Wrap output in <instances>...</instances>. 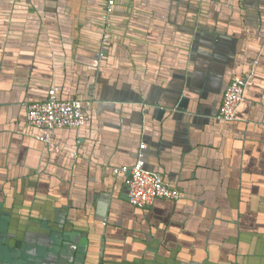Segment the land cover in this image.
<instances>
[{
	"label": "crops",
	"instance_id": "0c3cea01",
	"mask_svg": "<svg viewBox=\"0 0 264 264\" xmlns=\"http://www.w3.org/2000/svg\"><path fill=\"white\" fill-rule=\"evenodd\" d=\"M109 1L0 0L9 232L36 248L76 231L87 264H264V0H116L106 23ZM254 68L238 119L221 120L232 78ZM55 85L92 105L47 148L27 106ZM142 143L177 202L128 200L113 168L133 166Z\"/></svg>",
	"mask_w": 264,
	"mask_h": 264
},
{
	"label": "built area",
	"instance_id": "2783aa9c",
	"mask_svg": "<svg viewBox=\"0 0 264 264\" xmlns=\"http://www.w3.org/2000/svg\"><path fill=\"white\" fill-rule=\"evenodd\" d=\"M253 75L254 71H251L250 74H237L232 78L224 94L219 113L221 119L231 121L235 118L237 109L245 100L246 88ZM57 91L58 88L53 87L46 100L28 104L27 120L30 125L53 131L58 128H79L85 124V102L81 99H59ZM52 138L53 134L47 133L39 139L46 145H53ZM145 146L141 144L138 159L133 166L114 168L115 173L130 172L126 178L130 203L138 208H147L157 199H179L178 189L169 186L157 173L145 168Z\"/></svg>",
	"mask_w": 264,
	"mask_h": 264
},
{
	"label": "water",
	"instance_id": "95a60500",
	"mask_svg": "<svg viewBox=\"0 0 264 264\" xmlns=\"http://www.w3.org/2000/svg\"><path fill=\"white\" fill-rule=\"evenodd\" d=\"M115 1L116 0H110L108 2L109 8H108V12H106V14H105L106 23H110V21L107 18L110 15L111 11L113 10V5H111V4H114ZM109 34H110V31L108 28H106V25H105L104 30H103V36H104L105 40L109 39V37H110ZM256 64H257V62H256ZM255 70H256L255 68H254V70L250 69L247 73H245L247 75V74H250L251 71H254V75L250 78L249 83L247 85V88L251 84V81L256 74ZM53 87L58 88V91H57L58 98L62 99L59 95L61 92V88L59 86H56V85L52 86L51 88H53ZM51 88L48 89L47 93H49V90ZM247 88H246V91H247ZM245 96H246V92H245ZM47 98H48V96H47ZM47 98L43 99L42 101L46 100ZM76 99H79V98L62 99V100H76ZM81 100L85 102V109L89 108L92 105L91 99H81ZM33 102H37V101H33ZM29 103H31V102H29ZM239 108H240V106H239ZM239 108L237 109V112L235 114V118L233 120H231V121L224 120V121L225 122L236 121L238 119L237 114H238ZM81 127L73 128V129L76 131H79L81 129ZM56 131H57V129H55L53 131H47L46 130V132H44V134H43V135H45L47 133L53 134V138H52L53 145H46L43 141H41L40 139L39 140L47 148L56 147V145H57ZM43 135H41V136H43ZM41 136H39V138ZM116 167L121 168L122 166L121 167L116 166ZM114 168H113V172H114ZM120 172H118V173L114 172V175L117 176ZM129 173L130 172H126V173L124 172L125 178H127ZM157 175H159V174H157ZM170 186H172V185H170ZM172 187L178 189V191L180 192V197L177 200H169V201L177 202L178 200H180V198L182 196L181 191L176 186H172ZM127 195H128V187H127ZM127 198L129 200V196H127ZM157 200H159V199H157ZM165 200H168V199H165ZM2 207H3V205L0 202V264H30V261L34 260L33 258L36 259V261H37L36 264H40V260L42 258L45 259L44 264H87L86 262H84L86 250L88 247L86 241L84 242V246L81 245L79 247L78 253L73 252V247H74L73 243L77 242V240L74 239V236L77 233L76 231L61 232L60 230L56 229V231L54 230L51 233H42L39 236L40 247L34 248L33 244H32L33 241L30 239L31 238L30 234H27L22 241H19L18 240L19 235H17V233L9 232L8 213L6 211H4L2 209ZM134 207H136V206H134ZM150 207L151 206H149L147 208H141V209H149ZM136 208H138V207H136ZM102 215H104V212H102ZM104 223L106 224V222H104ZM59 228H62V224L59 225ZM80 249H81V251H80ZM17 254H18V257H16ZM27 260H29V261H27Z\"/></svg>",
	"mask_w": 264,
	"mask_h": 264
}]
</instances>
